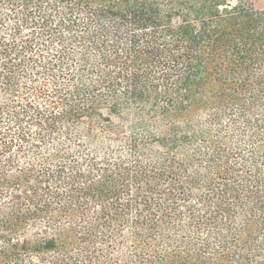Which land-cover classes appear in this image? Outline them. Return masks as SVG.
<instances>
[{
	"label": "trees",
	"instance_id": "trees-1",
	"mask_svg": "<svg viewBox=\"0 0 264 264\" xmlns=\"http://www.w3.org/2000/svg\"><path fill=\"white\" fill-rule=\"evenodd\" d=\"M0 264H264V7L0 0Z\"/></svg>",
	"mask_w": 264,
	"mask_h": 264
},
{
	"label": "rangeland",
	"instance_id": "rangeland-1",
	"mask_svg": "<svg viewBox=\"0 0 264 264\" xmlns=\"http://www.w3.org/2000/svg\"><path fill=\"white\" fill-rule=\"evenodd\" d=\"M258 8L264 7V0H254Z\"/></svg>",
	"mask_w": 264,
	"mask_h": 264
}]
</instances>
